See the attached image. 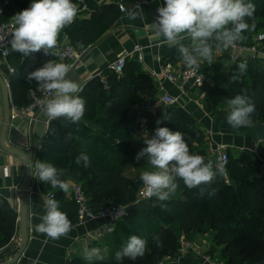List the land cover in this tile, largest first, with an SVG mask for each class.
Here are the masks:
<instances>
[{"label":"trees","instance_id":"obj_1","mask_svg":"<svg viewBox=\"0 0 264 264\" xmlns=\"http://www.w3.org/2000/svg\"><path fill=\"white\" fill-rule=\"evenodd\" d=\"M122 1L133 4L137 0ZM13 2V10L18 13L28 8L32 0ZM248 2L255 5V12L251 19L246 18V22L249 25L254 23L255 28L243 32V42L253 44V40L249 41L251 36L259 26L264 27V0ZM119 16V7L111 4L94 12L89 20L76 18L68 28L71 41L79 43L81 49L89 47L114 26ZM160 54L164 63L181 60L176 46L165 45ZM240 63L243 62L230 63L224 73H221L219 65L213 84L205 83L202 90L207 94L208 110L216 115L223 128L248 133L254 131L256 123H264V65L261 59H255L246 64V70L240 73L237 68ZM13 75L21 76L19 73ZM10 84L16 94L19 83L14 76ZM26 84V93H29L37 82L32 80ZM237 94H246L255 104L251 127L233 129L226 121V99ZM77 95L86 101L82 120L78 123L64 118L52 121L41 141L37 158L62 169V180L81 183L95 210L135 204L143 182L140 176L127 178L123 172L127 164L152 167L146 159L137 161L135 157L146 146L143 140L151 138L157 127L183 132L190 154L203 156L205 162H212L213 170H216L212 154L204 145L205 135L194 116L180 106H171L168 110L166 105L159 104L157 83L137 60L127 61L120 76L105 69ZM139 102L144 103V110L156 106V114L147 115L146 137L135 134L131 129L132 123L139 117V110H135ZM29 103L28 99L18 106ZM157 120L163 122L157 125ZM259 151L264 155V142H261ZM80 153L90 157L89 168L75 163ZM228 153L229 182L217 172L211 184L188 189L183 180L177 178L178 195H171L167 201L157 199L154 203L148 202L150 205L145 201L136 211L124 214L111 235V260L91 264H158L165 257H176L182 236L191 241L199 236H211L209 251L212 255L219 254L225 264H264V172L250 152L236 154L229 149ZM39 184L43 192H53V198L60 202V210L67 213L72 224L77 223L76 203L66 200V194L59 188H52L41 181ZM19 234L18 212L0 196V259L11 260L15 256L20 247L15 241ZM132 235L147 240L145 254L135 260L124 258L117 261L115 253ZM154 237H159V245ZM70 264L89 263L75 257Z\"/></svg>","mask_w":264,"mask_h":264},{"label":"clouds","instance_id":"obj_2","mask_svg":"<svg viewBox=\"0 0 264 264\" xmlns=\"http://www.w3.org/2000/svg\"><path fill=\"white\" fill-rule=\"evenodd\" d=\"M157 12L153 21L156 34L162 36L163 43L169 47H177L182 62L189 69L199 68L202 61H207L208 65L213 63V41L226 49L242 41L244 31L255 28L254 23L249 25L246 22V18L254 16L255 5L246 0H164ZM77 14L78 6L73 0H32L28 8L13 16L14 30L6 43L12 51L25 57L41 50L45 55H56L61 31L74 22ZM127 18L143 19L141 6L136 4L133 9L127 10ZM0 40L4 38L0 37ZM184 40H189L190 44L185 46L182 43ZM246 67L245 63L237 65L240 73ZM69 72L67 64L48 60L27 75L28 81L35 80L48 94V98L42 102V110L50 125L58 118L78 123L85 114L86 101L77 95L82 90L81 86L68 76ZM226 104L229 109L226 121L233 129L253 125L255 104L246 94L226 99ZM162 122L156 121L157 125ZM184 137L181 131L157 127L151 138L143 140L146 146L137 153L135 159H146L155 169L143 171L140 175L143 192L147 197L167 201L178 187L177 178L183 180L188 189H193L202 184H211L217 172L223 171L222 164H217L214 171L212 162L206 163L203 156L190 154ZM75 163H82L84 168L91 166L90 157L85 153H80ZM29 166L34 178L52 188H59L65 194L69 192L70 183L60 178L64 174L62 169L40 160L34 163L30 161ZM42 199L44 214L39 216L41 222L35 225L34 231L51 240L66 237L72 230V222L67 213L60 210L57 199L44 198V195ZM154 240L159 245V237H154ZM146 248V239L132 235L121 250L115 253V259L135 260L145 254ZM104 258L99 248L84 249V259L89 264ZM32 264H40L39 257Z\"/></svg>","mask_w":264,"mask_h":264},{"label":"crops","instance_id":"obj_3","mask_svg":"<svg viewBox=\"0 0 264 264\" xmlns=\"http://www.w3.org/2000/svg\"><path fill=\"white\" fill-rule=\"evenodd\" d=\"M248 1L249 0H246V2ZM1 2L2 0H0V4ZM111 4L117 5L120 12V16L114 26L95 43L85 49H81L79 43L75 44L80 50H82L83 59L77 67L70 70L68 76L76 80L80 84L81 89H83L84 86L94 77L99 76L105 69H108L109 64L117 60L121 55L128 53L130 56L132 54L128 61L137 60L136 55L133 54V50L136 45L142 46L145 62L140 63L142 64L143 69L150 74L154 80L155 78L153 77L152 72H159L162 65L170 66L175 72H180L187 67L182 60L167 63H164L163 61L159 62V57L161 58V49L167 44L163 43L164 38L162 36H158L156 34L153 28V21L158 15L157 8L163 6L164 0H148L147 3L141 6L144 12V18H138L136 20H129L127 18V10L133 9L134 3L129 4L123 2L122 0H87V10L79 14L77 18L79 20H89L94 12L105 5ZM120 5L125 6L126 9L124 12L121 11ZM69 27L70 26L65 27L58 37V47L55 49L56 55H45L41 50L40 52L32 53L31 55L25 57L22 54L11 51L9 56L6 58L0 57V76L5 82L8 81L9 83L7 87L12 98L13 106L23 107L18 106V104L23 103L25 100H30V97L29 93H26L28 84H26L21 76L19 77L17 75H13L14 73H11L10 69H15L16 74L19 73V75H28L31 71L42 67L43 63L48 60H52L56 63H64L59 59L58 55L60 49L66 41L65 36L67 35L71 40L68 33ZM261 34H264V27L259 26L258 30L255 31L249 41L253 40L252 43L255 44L260 39ZM182 43L185 46H188L190 41L184 40ZM212 43L213 63L211 65H208L207 61H202L200 63L201 68L206 72L207 76L212 71L215 75L216 69L219 65H221L223 69L229 66L230 63H233L229 56L228 48L225 49L222 46H217L214 41ZM223 72L224 70H221V73ZM13 76L19 83L17 84L16 94H14L11 90L10 82ZM33 81L36 82L35 80ZM157 86L161 99L162 92L159 89L158 83ZM164 89L167 93L179 98V106L194 116L198 126L205 135L204 145L207 146L208 152L212 154L213 163L215 162L216 149L221 144L228 145V150L231 149L235 153L247 151L255 156L253 150L258 146L259 139L254 131L239 133L232 129L223 128L217 121L216 115L208 110L207 94L202 90V87L187 85L185 87L186 94H182L180 92L181 90L177 86L165 81ZM160 99L158 103L163 104ZM148 110L152 114H156V106L151 107ZM18 120L22 121L23 125H21V127H25L26 131L16 125V121ZM142 120V118L138 117L137 120L132 123L131 129L135 134L146 137L147 132L139 127ZM4 121V98L3 89L0 85V136ZM39 124L44 126V129H41V131H43L41 135L36 133V127ZM49 127L50 125L48 126L45 124L44 119L41 117L32 126H29V122L27 120L14 114V117H11L10 125L7 131L6 144L7 146L17 148L29 154L32 150L27 151V148L34 146L35 156L37 158V152L41 148V141L48 132ZM152 170L155 169L152 167L140 168L127 164L123 174L127 178H136L139 177L143 171ZM25 171L26 162L20 156L4 149L0 143V196L4 197L10 203V205L18 212V215H20L21 211L19 187L23 181ZM68 182L70 183V190L66 194L65 199L71 201V187L75 181L69 180ZM141 190H143V186L140 191ZM52 193L53 192H43L38 179L34 178L31 192L27 195V217L29 221L28 244L21 256V262L25 264H32V261L39 257L40 264H70V261L73 258L79 257L86 263H89L86 259H84V249L86 248H99L101 250V254L105 257L102 261H110L112 258V233L107 234L104 232L103 228L107 223L105 220L98 219L84 224H80L77 221V223L72 224V230L68 233V235L66 237H61L59 240L48 239L44 234H39L34 231L35 225L41 222L39 216L44 214L42 195H44V198H49V195ZM173 194L178 195V189H176ZM156 199V197H153L152 200ZM90 235H93V237H90ZM202 239L211 240V236H199L194 240L196 242H201ZM21 240L22 236L20 230V234L15 240L19 243V246L21 245ZM211 244L212 243H210V245ZM189 254L190 253L186 254L182 258H178V264H204V262L200 259H196V257ZM6 261L8 260L4 261L0 259V264ZM93 262L96 261L94 260Z\"/></svg>","mask_w":264,"mask_h":264},{"label":"built area","instance_id":"obj_4","mask_svg":"<svg viewBox=\"0 0 264 264\" xmlns=\"http://www.w3.org/2000/svg\"><path fill=\"white\" fill-rule=\"evenodd\" d=\"M87 0H75V4L78 6V14H81L87 10L86 7ZM148 0H137L134 3L139 4L142 6L143 4L147 3ZM14 2L13 0H2L0 4V37H3L4 40H0V57L6 58L11 53L10 45L6 43L7 39H11V33L14 30V21L13 16L17 14L13 10ZM120 9L122 12L125 11V6L120 5ZM77 18V17H76ZM75 18V20H76ZM74 20V21H75ZM74 23V22H73ZM72 23V24H73ZM70 24V25H72ZM68 25V26H70ZM67 27V26H66ZM66 41L63 47L59 51V59L67 64L71 69L77 67L83 59V52L68 38L65 36ZM229 56L232 62L242 61L245 64H248L250 61L255 59H261L264 61V36H261L260 39L255 44H246L242 41H237L234 43L233 46L228 48ZM133 54L136 55V58L139 62H145L144 51L141 45H136L133 50ZM132 55V54H131ZM129 54L121 55L117 60L110 63L108 69L112 72L117 73L119 76L123 74V69L131 57ZM159 62H162V59L159 57ZM264 63V62H263ZM11 73H15L16 70L11 68ZM153 77L155 78L156 82L159 85V89L162 92L161 96V103L166 106H179V98L174 97L173 95L167 93L164 89V82L168 81L171 84L177 86L181 91L182 94L185 93V87L187 85H192L196 87H203L205 83L209 82V77L207 76L206 72L201 68H191L188 67L184 68L180 72H175L172 68L168 65L163 66L160 68V71H153ZM100 76V75H99ZM21 78L25 82H29L27 80V75L22 74ZM102 81L105 82V78L102 77ZM9 85L8 81L6 82ZM186 94V93H185ZM30 103L23 107H16L12 104V109L10 113V121L11 117H14V114L20 118H23L29 122V126H32L39 118L41 117L44 119L45 124L48 126L50 125L48 122V117L42 110V102L48 98V94L43 91V89L36 84L35 87L31 88L29 91ZM13 112V114H12ZM140 128L142 130L147 129V120H142L140 122ZM262 141H259V146ZM259 146H257L253 153L255 154L263 172H264V155L261 154L259 151ZM34 147V146H33ZM33 147L27 148V151L32 150ZM229 146L226 144H221L216 149V157L214 162V167L216 168L217 164L223 165V171L218 172L221 176L225 177L226 182H229L228 179V164H229V153H228ZM38 160V158H36ZM35 160V161H36ZM53 194L49 195V198H53ZM153 197H147L143 190L139 192L137 195V200L135 204H142L143 202L151 199ZM71 199L76 203L78 208V222L80 224H84L89 221H94L98 219H102L107 221L106 225L104 226L103 230L105 233H113L115 230V226L118 221L123 217L125 214L126 208L128 206H107L100 210H95L89 201V198L86 195L85 189L83 185L79 182H75L72 184L71 187ZM93 237V235H90ZM195 250V245L191 242V240L186 239L183 236L182 242V249L186 251L187 249ZM182 252V250H181ZM204 263L210 262L211 264H223L224 261L216 260L212 261L205 257L202 258ZM15 264H25L21 262V258ZM158 264H164L162 262Z\"/></svg>","mask_w":264,"mask_h":264},{"label":"water","instance_id":"obj_5","mask_svg":"<svg viewBox=\"0 0 264 264\" xmlns=\"http://www.w3.org/2000/svg\"><path fill=\"white\" fill-rule=\"evenodd\" d=\"M0 85L3 89V98H4V112H5V121L4 125L1 131V136H0V143L1 146L6 149L7 151L16 154L20 156L25 162H26V171L25 175L23 178V181L19 187V193H20V217H19V222H20V230H21V245L19 247L18 252L15 254V256L6 262H3L1 264H15L22 256L24 253L26 246L28 244V226H29V221L27 217V210H28V194L31 192V187L32 183L34 180V177L32 175L29 162L32 161L33 163L36 160L35 156V149L34 147L32 148V152L29 154L25 151L19 150L17 148L7 146L6 144V136H7V131L10 125V113H11V105H12V98L9 93L8 87L6 82L3 80V78L0 76ZM171 107H167L169 110ZM253 130L258 137V139L262 142H264V123L259 122L253 125ZM140 204H132L129 205L126 208L125 214H130L137 209L140 208Z\"/></svg>","mask_w":264,"mask_h":264},{"label":"rangeland","instance_id":"obj_6","mask_svg":"<svg viewBox=\"0 0 264 264\" xmlns=\"http://www.w3.org/2000/svg\"><path fill=\"white\" fill-rule=\"evenodd\" d=\"M262 35H264V34H261L260 36H262ZM259 36V35H258ZM264 62V61H263ZM263 65H264V63H263ZM222 68V67H221ZM221 70H224V71H226V70H228L227 69V67L226 68H223V69H221ZM227 72V71H226ZM224 73V72H223ZM208 76H209V83L210 84H213V82H212V80H213V77L212 76H214V72L212 71L211 73H209L208 74ZM140 104H144V103H142V102H139V107L137 108L136 107V109L135 110H139L138 112H139V118H142V119H144V120H147V122H148V118H147V115H149L151 112L148 110V109H146L145 108V110L143 109V105H140ZM143 106V107H142ZM226 111H229V109H226ZM226 115L228 114V112H224ZM16 125L18 126V127H21V125H23V123H22V121H20V120H18V121H16ZM44 126L43 125H41V124H39V125H37V127H36V133H38L39 135H41L42 134V132L43 131H41V129H44L43 128ZM140 127V126H139ZM22 128V127H21ZM24 131H26V128L24 127V128H22ZM40 130V131H39ZM145 131H146V129H145ZM147 132V131H146ZM20 136V135H19ZM20 138H21V136H20ZM260 141V140H259ZM258 146H259V144H258ZM236 154H238V153H236ZM172 196H175L174 194H172ZM158 199V198H157ZM157 199L156 200H147V202H146V204H148V205H150L149 203H154L155 201H157ZM149 202V203H148ZM145 204V205H146ZM211 240H207V239H202L201 240V242H196L195 240H192L191 242L195 245V250H192L191 248L190 249H187L186 251H184L183 249H182V242H183V236H182V238H180V247H179V251L177 252V255H176V257H172V256H168V257H165L163 260H162V263H164V264H178V262H177V259L178 258H182V257H184L186 254H188V253H190L189 255H191V256H194V257H196V259L198 258V259H200L202 262H204L203 261V257H205V258H207V259H209V260H214V261H216V260H220L221 258H220V256H219V254H215V255H212L211 253H210V248H211V245H210V243H212V242H210ZM181 250H182V252H181ZM216 259V260H215ZM204 264H211L210 262H205ZM223 264H225V262L223 263Z\"/></svg>","mask_w":264,"mask_h":264}]
</instances>
